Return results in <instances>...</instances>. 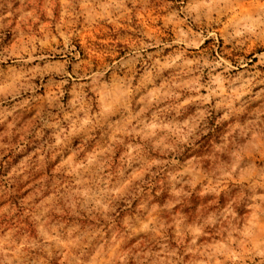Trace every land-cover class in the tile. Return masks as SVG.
I'll list each match as a JSON object with an SVG mask.
<instances>
[{"label":"clouds","instance_id":"9594fccd","mask_svg":"<svg viewBox=\"0 0 264 264\" xmlns=\"http://www.w3.org/2000/svg\"><path fill=\"white\" fill-rule=\"evenodd\" d=\"M33 3L36 11L30 15L37 23L50 20L54 27L61 17L67 20V13L71 11L95 27L124 22L141 0H33ZM3 7L0 4V9ZM169 8L173 9L171 15L168 14ZM163 11L180 22L178 31L181 39L176 40V45L183 44V48L165 61L163 57L146 56L149 48L159 52L164 47L162 43L147 42L138 53H144L141 56L145 62L143 70L133 78H128V70L117 69V65L124 67L119 62L103 70L93 69L85 73L81 79L86 82V87L96 77H103L105 83L111 81L113 71L124 75L107 92L103 88L88 87L95 99L84 91L73 99L71 104L75 111L71 115L75 118L68 126L71 133L67 129L61 131L59 127L55 136V146L60 148L67 147V136L77 132L93 139L98 128L110 134L113 124L126 112L125 137L137 136L144 142L137 146L135 141L129 144L113 140L104 151L90 156L85 153L82 162L64 169L74 189L71 198L62 201L64 211L71 212L68 205L76 202L79 214L104 217L102 232L96 237H83L75 244L65 245L61 240L71 241L72 238L61 237L59 232L53 234L49 230L43 236L36 235L34 240L21 243L24 232H12L17 225L14 218H10L8 227L11 235L5 233L0 236V264H38L39 258L48 253H58L67 264H185V253L192 250L198 254L193 264H249V261L251 264H264V191H259L264 188V112L256 115L254 122L245 129H235L230 140L234 162L229 168L215 173V187L203 193L214 192L218 199L225 201L221 208L228 207L227 213L219 209L212 211L202 218L201 226L196 229L175 224L170 227L153 221L125 224L123 218L116 215L119 209L139 203L142 215L146 217L154 205L146 199L145 190L154 182L155 175L163 170L174 172L170 176L173 180L182 177V173L167 165L188 159L194 150L198 151L210 126H218L219 122L233 118H246L245 110L264 98V78L249 67L252 60L245 54L253 41L264 45V0H175V3L165 0ZM208 40L216 43L214 53H203ZM229 46L232 55L221 52L222 47ZM33 52H36L35 44L25 43L14 49L11 55L24 59L21 53H28L25 63L29 65H34L37 59L41 63L46 61L43 53L33 56ZM253 59L258 65H264V51L258 49V55ZM149 60L152 62L148 63ZM149 70L151 75L144 77V72ZM153 71L160 78L152 79ZM64 73L70 78L67 68ZM171 75L177 79L161 87L159 82ZM19 89H31L38 95L28 74L7 81V86L0 83V95ZM26 95L27 92L13 99L19 104ZM134 100L144 107L152 106L151 119L143 115L142 110L132 111ZM192 102H196L191 106L198 112L196 120L191 119L192 112L186 111ZM170 105L177 107L170 108ZM116 106L123 112H114L109 120L105 114ZM86 109V115L81 118L79 113ZM162 111H167L170 118L161 119ZM213 120L217 125H213ZM121 145L123 159L116 170L110 166L115 162L116 148ZM150 151L159 153L160 159L153 161ZM139 167L144 170L136 171ZM153 169L156 170L155 175ZM234 178L237 181L234 189L227 188L225 182ZM191 186L196 187L195 183ZM173 194L177 198L185 195L183 188H173ZM245 200L250 202L244 203ZM149 202L151 207H147ZM162 209L158 208L159 211ZM166 209L171 213V207ZM217 213L222 217L219 223ZM209 232L217 233L220 239L199 255L198 241ZM113 233L116 234L115 240ZM141 239L146 243L138 248L131 247ZM101 249L103 251L99 252Z\"/></svg>","mask_w":264,"mask_h":264},{"label":"rangeland","instance_id":"374dc122","mask_svg":"<svg viewBox=\"0 0 264 264\" xmlns=\"http://www.w3.org/2000/svg\"><path fill=\"white\" fill-rule=\"evenodd\" d=\"M172 2L175 3V0ZM0 4L4 5L0 9V83H5L7 86V81L28 74V78L32 79L38 90V95L31 89L9 90L0 95V236L5 233L11 235L8 221L14 218L17 227L12 229V232H24L21 243L34 240L36 235L43 236L49 230H52L53 234L59 232L61 237L72 238L71 241L62 239L61 243L65 245L75 244L83 237H96L105 226L104 217L97 214H79L77 211L79 204L76 202L68 205L72 208L71 212H65L62 207V201L70 199L74 191L64 169L82 162L85 153L90 156L104 151L113 140L125 141L129 144L135 141L137 146L144 142L137 136L125 137L126 112L113 124L110 134H105L103 129L98 128L93 139L92 136H83L81 132H77L67 136L65 140L67 147L60 148L55 146V136L59 127L61 131L67 129L71 133V128L68 126L75 118L71 115L75 111L71 104L73 99L78 98L83 91L95 99L93 91L88 87L103 88L107 92L114 87L116 80L124 75L123 72L113 71L111 81L105 83L103 77H96L86 87V82L81 79L85 73L93 69L103 70L119 62L124 67L120 68L117 65V69L128 70V78L136 77L145 64L141 59L144 53L141 52V55L138 53L150 41L162 43L164 47L159 52L149 48L147 57L156 59L163 57L165 61L170 60L183 48V44L176 45V40L181 39L178 31L180 22L169 16L173 11L172 8L168 9L169 15L165 14L163 11L165 0H141L133 10V14L126 17L124 22L98 24L95 27L84 22L80 16L71 11L67 13V20L61 17L54 27L50 20L37 23V20H33L30 15V13L35 14L36 11L33 0H0ZM80 8L82 10L83 5ZM219 31L223 32V29ZM25 43L35 44L36 52L32 55L43 53L47 57L46 61L41 63L37 59L34 65H29L25 63L28 53H21L24 59L11 55L14 49ZM223 43L221 41V44ZM258 49L264 51V45H257L253 41L245 50V54L252 60L249 67L264 78V65H258L253 59L258 55ZM215 51L216 43L208 40L203 53ZM221 52L232 55V48L222 47ZM65 68L71 74L70 78L65 76ZM166 71L173 70L166 69ZM150 75V70L144 72V77ZM151 78L160 77L153 71ZM174 79L177 77L171 75L159 84L161 87H166ZM25 92H27L26 97L21 103L16 104L13 97L24 96ZM56 97L60 99L57 100ZM195 103L192 102L186 109L192 112V120L198 117V112L191 107ZM92 107L95 110V104ZM141 110L143 115L151 119L152 106L144 107L134 100L132 111L136 113ZM86 111L87 109L80 112L79 116L83 118ZM117 111L123 112L119 106H116L112 112L105 114L106 118L110 120L112 114ZM261 112H264V98L245 110L246 118H233L219 122L218 126H210L207 129L208 135L204 137L198 151L194 150L188 159L167 165L170 169L174 167L175 171L182 173V177L173 180L170 176L175 174L174 172L166 173L161 170L159 175H155L156 170L153 169L155 180L145 190L146 199L154 205L151 213L144 217L138 203L130 208L119 209L116 213L117 217H122L125 224L153 221L157 224L166 223L170 227L175 224L196 229L201 226L202 218L212 211L219 209L222 213H227L230 210L228 207L221 208L225 201L218 199L214 192L206 195L203 193L215 187L214 174L229 168L234 162L230 140L235 129L237 127L245 129ZM160 116L161 119L170 118L167 111H162ZM213 125H217L216 120H213ZM150 156L153 161L160 159V154L155 151H150ZM122 159L121 145L116 148L115 162L110 167L118 170L116 166ZM143 170V167L136 169L138 172ZM85 179H87L86 173ZM192 183H195V188L191 186ZM225 183L227 188L234 189L237 181L234 178ZM173 188H183L185 195L177 198L173 194ZM259 191H264V188ZM61 193L64 195L61 196ZM151 202L147 207L152 206ZM249 202L244 201V203ZM166 207H171V213L167 212ZM158 208L163 209L159 211ZM220 219L222 217L217 213V223ZM115 236L116 234L113 233V240ZM219 239L220 236L212 232L202 237L198 241L199 255ZM145 243L146 240L141 239L134 242L131 247L138 248ZM196 255L198 254L195 250L186 252L185 264H193ZM38 264H67V261L58 253H48L39 258Z\"/></svg>","mask_w":264,"mask_h":264}]
</instances>
